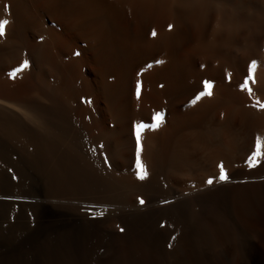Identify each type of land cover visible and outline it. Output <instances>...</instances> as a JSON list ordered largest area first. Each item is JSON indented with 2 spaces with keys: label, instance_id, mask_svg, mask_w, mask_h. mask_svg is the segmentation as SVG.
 <instances>
[{
  "label": "bare ground",
  "instance_id": "6f19581e",
  "mask_svg": "<svg viewBox=\"0 0 264 264\" xmlns=\"http://www.w3.org/2000/svg\"><path fill=\"white\" fill-rule=\"evenodd\" d=\"M153 7L152 0H0V22L8 21L0 39V183L35 192L39 223L51 225L37 229L41 237H122L100 264H264V163L245 166L256 138L264 142V112L252 106L264 100V45L247 59L198 62L184 29L171 40L151 37L167 22ZM253 60L256 96H249L239 85ZM204 80L215 99L193 104ZM157 111L166 124L144 136L151 176L139 182L134 125ZM221 160L232 183L206 186ZM62 221L74 227L64 230ZM71 243L36 252L33 263L6 264H89L90 249L76 252Z\"/></svg>",
  "mask_w": 264,
  "mask_h": 264
},
{
  "label": "clouds",
  "instance_id": "9594fccd",
  "mask_svg": "<svg viewBox=\"0 0 264 264\" xmlns=\"http://www.w3.org/2000/svg\"><path fill=\"white\" fill-rule=\"evenodd\" d=\"M153 15L165 12L161 38L181 29L190 35L188 53L198 62L247 59L257 42L264 45V0H152ZM175 25L168 33V25Z\"/></svg>",
  "mask_w": 264,
  "mask_h": 264
},
{
  "label": "rangeland",
  "instance_id": "374dc122",
  "mask_svg": "<svg viewBox=\"0 0 264 264\" xmlns=\"http://www.w3.org/2000/svg\"><path fill=\"white\" fill-rule=\"evenodd\" d=\"M0 186H1L0 187V264L1 263L3 264V262H4V264H6V263H9V261L14 262L17 258L24 259V260L27 259L28 260V261H26L27 263L28 262L33 263L34 262V260H33L34 255L33 254L36 255L37 253H42V252L58 251L60 248L57 250L56 245L60 246L63 240H73V243H71L72 245L70 247H73V250H75L76 252H84V250L90 249L89 253H90V256L92 255V257H90L91 263L89 262V264H100V260L105 255L110 253L114 249L115 244L122 238V237H120V238L119 237H117V238H112V237H100V238L99 237H97V238L96 237H93V238L92 237H80L79 238V237H65V236H62V237L55 236L54 238L50 237V236H46V238L41 237V236H39L40 231L41 230H48L51 225H50V223H46L47 225L44 224L45 226H42L43 224L39 223V220L37 218V201H36L37 195L34 194L35 192H33V191L32 192L30 191L29 193L26 191L21 192L20 190H16V189L12 188L9 184H7L4 181L0 183ZM7 187H8V189H7ZM9 187L12 189H9ZM13 192H15V193H13ZM24 193H28V194H24ZM34 195H36V196H34ZM62 223H64V224H62ZM62 223H60V225H61V227H62V225H64L62 227L64 230H67V229H65L67 227H69V228L74 227L71 223H69V221H62ZM66 223H67V225H66ZM38 225L39 226L41 225V226L39 227ZM60 225L58 224V226H60ZM71 225H72V227H71ZM40 228H42V229H40ZM37 229H40V231ZM59 239H60V241H59ZM74 239L77 243L74 241ZM79 239H80V241H79ZM96 239H98V240L93 243L92 241L96 240ZM46 240L47 241L50 240V242H47ZM83 240H87V244H84ZM41 242H43V243H41ZM57 242H58V244H56ZM40 243L43 245L41 246ZM47 243H49L50 246H49V244L47 245ZM54 246H55V248H54ZM59 246H57V248ZM84 246H86V247L84 248ZM50 247H51V249L52 248L53 249L51 250ZM120 248H121V251L127 250L126 247L123 248V246H120ZM122 249H124V250H122ZM24 250H26V252ZM27 250H28V252H27ZM35 250H37V251H35ZM21 251H23V252H21ZM31 252H33V253H31ZM16 253L18 256L16 255ZM22 253L24 255H22V258H21ZM15 257H17V258L13 259Z\"/></svg>",
  "mask_w": 264,
  "mask_h": 264
},
{
  "label": "snow or ice",
  "instance_id": "6c2138e0",
  "mask_svg": "<svg viewBox=\"0 0 264 264\" xmlns=\"http://www.w3.org/2000/svg\"><path fill=\"white\" fill-rule=\"evenodd\" d=\"M8 21L0 22V39L4 38L6 35V24ZM173 24L168 25V31L172 32L174 29ZM150 35L153 39L158 37V32L153 29L150 32ZM41 41L44 37L39 38ZM77 56L80 55L79 52L75 53ZM165 63L163 60H157L156 64L161 65ZM30 67V61L25 59L22 64V69L27 70ZM147 67L149 69L153 68L152 64H148ZM203 67V65H202ZM256 71H257V61H251L248 67V73L244 78L243 82L239 85L241 91H244L249 96H256V92L253 90L252 85L257 83L256 78ZM22 74L21 68L16 69L15 71L9 73V77L12 79L17 78V75ZM229 79H231V74H229ZM142 82L141 80H137L134 88V95L137 99L141 98L142 93ZM203 91H201L198 95H196L195 99L192 101L195 104L197 101H202L203 99H215L214 93V85L211 81L204 80L203 81ZM254 108L258 109L260 112H264V100L257 98L252 105ZM223 115V114H222ZM166 124V116L163 112L157 111L155 112L150 122H138L134 125V173L133 175L139 182H146L150 179L151 171L150 167L147 163V160L144 158L146 154V145L144 143V136L146 132L149 131H159L162 129V126ZM93 151H95L93 149ZM264 142L261 141L260 137L256 138V146L255 150L249 155L245 161V166L249 169H255L262 163H264ZM218 175L215 177H209L205 181L206 186L214 187L217 185L227 186L232 183V177L226 168L225 163L221 160L217 164ZM138 205L143 207L146 206V201L142 197H138ZM169 201H162V204H168ZM94 210H89L88 214L92 215ZM103 215V214H101ZM121 232H124L123 228L119 229ZM172 244H169V247H172Z\"/></svg>",
  "mask_w": 264,
  "mask_h": 264
}]
</instances>
